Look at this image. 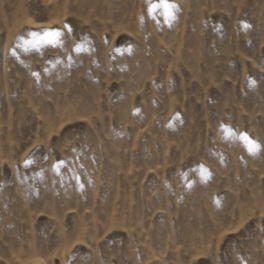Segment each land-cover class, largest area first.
<instances>
[{
  "label": "rangeland",
  "instance_id": "374dc122",
  "mask_svg": "<svg viewBox=\"0 0 264 264\" xmlns=\"http://www.w3.org/2000/svg\"><path fill=\"white\" fill-rule=\"evenodd\" d=\"M169 2L0 0V264H264V0Z\"/></svg>",
  "mask_w": 264,
  "mask_h": 264
},
{
  "label": "snow or ice",
  "instance_id": "6c2138e0",
  "mask_svg": "<svg viewBox=\"0 0 264 264\" xmlns=\"http://www.w3.org/2000/svg\"><path fill=\"white\" fill-rule=\"evenodd\" d=\"M148 3V15L155 19V13L157 10H162L161 15L164 18V22L171 24L172 20L175 18L174 12L176 10V5L174 3H170L169 0H159L158 3H153L152 0H146ZM32 39L26 40L22 42V47L25 52L29 51H39L40 48L44 45H52L56 46L59 42L60 33L50 30H45L42 33H32ZM80 47L77 46L76 51H80ZM35 75V74H34ZM229 131L230 130H226ZM239 139L243 141L247 150L250 154L255 153L259 146L255 144L253 141L249 140V138L241 134Z\"/></svg>",
  "mask_w": 264,
  "mask_h": 264
}]
</instances>
